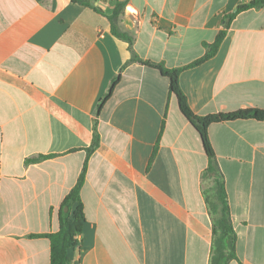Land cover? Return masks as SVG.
Returning a JSON list of instances; mask_svg holds the SVG:
<instances>
[{
  "label": "crops",
  "instance_id": "crops-1",
  "mask_svg": "<svg viewBox=\"0 0 264 264\" xmlns=\"http://www.w3.org/2000/svg\"><path fill=\"white\" fill-rule=\"evenodd\" d=\"M116 1H125L119 27L136 55L177 68L204 55L242 0L90 3L111 14ZM127 46L89 6L0 0V264H49L45 234L58 230L86 158L70 264H209L208 156L169 80L126 64ZM179 85L200 116L264 109V5L239 12ZM94 127L99 145L87 156ZM207 134L236 233L238 260L227 264H264V120L212 123Z\"/></svg>",
  "mask_w": 264,
  "mask_h": 264
},
{
  "label": "trees",
  "instance_id": "trees-1",
  "mask_svg": "<svg viewBox=\"0 0 264 264\" xmlns=\"http://www.w3.org/2000/svg\"><path fill=\"white\" fill-rule=\"evenodd\" d=\"M42 1V0H37ZM74 3L82 4L93 8L96 12L106 17L110 25L111 34L118 39L127 43V48L130 52V58L126 62L138 61L146 66L157 70L160 74L169 80L170 91L174 94L178 108L182 115L188 120V122L198 132L202 146L208 156V165L203 172V177L212 178L214 181L213 191L210 194L205 195V202L207 204L208 212L211 218V251L209 264H227L231 260H238L236 255V233L233 228L232 219L230 215V208L228 204V198L225 189L224 177L216 161V156L210 144L207 128L212 123L233 121V120H244V119H255L264 120V109L260 108H241L232 112H219L208 115H197L190 108L187 98L179 85V74L180 72L188 67L196 66L201 62L212 57L222 39L225 36L226 29L228 28L231 20L241 11L252 7H260L264 5V0H250L247 2L240 1L236 8L223 16V27L220 29L213 42L206 43L203 45L206 51L202 57L195 61L177 68H167L162 63L154 62L151 60H142L133 51L132 36L122 31L119 27V18L123 12L125 1H116L113 11L111 14H105L104 11L90 3V0H72ZM125 64V65H126ZM120 79V73L111 82L107 92L100 99L97 110H99L102 104L110 97L115 85ZM99 145V134L94 127L93 138L90 146L86 148L87 156L92 153ZM47 155H42L38 158L32 159V161H38L43 158H47ZM87 169V158L85 159L78 179L64 197L61 205L67 207V211H61L59 216V228L57 231L45 234L50 242V261L49 264H70L68 256V250L78 245V235L82 231L83 222V209L80 200V189L85 179ZM73 206H75L73 208Z\"/></svg>",
  "mask_w": 264,
  "mask_h": 264
},
{
  "label": "built area",
  "instance_id": "built-area-1",
  "mask_svg": "<svg viewBox=\"0 0 264 264\" xmlns=\"http://www.w3.org/2000/svg\"><path fill=\"white\" fill-rule=\"evenodd\" d=\"M242 1L247 2V1H250V0H242Z\"/></svg>",
  "mask_w": 264,
  "mask_h": 264
},
{
  "label": "water",
  "instance_id": "water-1",
  "mask_svg": "<svg viewBox=\"0 0 264 264\" xmlns=\"http://www.w3.org/2000/svg\"><path fill=\"white\" fill-rule=\"evenodd\" d=\"M92 4V3H91ZM68 208L67 207H65V210H67Z\"/></svg>",
  "mask_w": 264,
  "mask_h": 264
},
{
  "label": "rangeland",
  "instance_id": "rangeland-1",
  "mask_svg": "<svg viewBox=\"0 0 264 264\" xmlns=\"http://www.w3.org/2000/svg\"><path fill=\"white\" fill-rule=\"evenodd\" d=\"M208 185H210V182H208Z\"/></svg>",
  "mask_w": 264,
  "mask_h": 264
}]
</instances>
